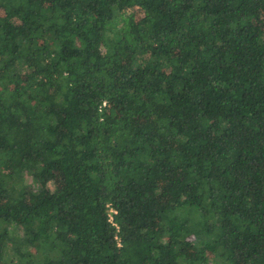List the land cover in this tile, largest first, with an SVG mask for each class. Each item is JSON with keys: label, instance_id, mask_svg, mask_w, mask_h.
<instances>
[{"label": "trees", "instance_id": "1", "mask_svg": "<svg viewBox=\"0 0 264 264\" xmlns=\"http://www.w3.org/2000/svg\"><path fill=\"white\" fill-rule=\"evenodd\" d=\"M0 264H264V0H0Z\"/></svg>", "mask_w": 264, "mask_h": 264}, {"label": "built area", "instance_id": "2", "mask_svg": "<svg viewBox=\"0 0 264 264\" xmlns=\"http://www.w3.org/2000/svg\"><path fill=\"white\" fill-rule=\"evenodd\" d=\"M111 212H116L115 210H110ZM109 218L112 219V215H109Z\"/></svg>", "mask_w": 264, "mask_h": 264}]
</instances>
